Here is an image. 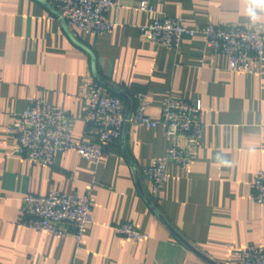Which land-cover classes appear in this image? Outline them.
Instances as JSON below:
<instances>
[{
	"label": "crops",
	"instance_id": "crops-1",
	"mask_svg": "<svg viewBox=\"0 0 264 264\" xmlns=\"http://www.w3.org/2000/svg\"><path fill=\"white\" fill-rule=\"evenodd\" d=\"M118 1L106 15L114 29L94 35L65 26L46 0H0V264H235L241 249L264 243V205L250 190L264 170V61L257 74L234 72L201 35L165 48L140 32L164 18L188 28H251L264 24V13L250 19L249 0H145L151 11L137 8L144 0ZM92 80L110 86L102 83L126 106L130 101L131 110L133 94L146 93L152 119L167 92L200 102L201 144L186 168L167 165L168 180L155 194L141 170L170 146L162 127L127 124L97 165L74 150L44 167L16 154L8 129L31 98L62 108L74 140L87 137L81 88ZM91 184L93 223L80 244L26 225V194L83 196ZM122 222L149 234V241L118 236L113 226Z\"/></svg>",
	"mask_w": 264,
	"mask_h": 264
},
{
	"label": "built area",
	"instance_id": "built-area-1",
	"mask_svg": "<svg viewBox=\"0 0 264 264\" xmlns=\"http://www.w3.org/2000/svg\"><path fill=\"white\" fill-rule=\"evenodd\" d=\"M46 1L65 26L94 35L109 33L116 26L106 15L110 9L120 6L118 0ZM137 8L152 10L145 0L139 2ZM140 32L152 44L165 48H178L183 39L201 35L205 48L224 55L228 68L234 72L257 74L264 61V24L251 28L231 24H204L188 28L177 18H164L140 26ZM81 91L87 137L74 140L73 124L62 108L43 99L31 98L25 110L13 114L15 122L8 129L17 139L16 154L44 167L53 166L61 152L74 150L85 161L97 165L103 150L121 138L127 123L147 129L162 127L171 141L164 156L141 170L152 193L165 186L169 163L181 168L191 163L202 141L203 109L200 102L185 101L167 92L161 100L159 118L152 119L147 114L150 106L148 95L136 92L132 96L134 107L126 118L125 99L113 94L99 81L84 83ZM92 188V184L86 186L83 196L56 190L44 196L26 194L21 200L23 215L28 219L26 225L36 232L57 237L70 236L80 244L86 228L93 223ZM250 190L254 202L263 206L264 170L256 172ZM113 230L118 236L136 243L150 239L149 234L141 232L130 222L119 223L113 226ZM235 264H264V243L241 249Z\"/></svg>",
	"mask_w": 264,
	"mask_h": 264
},
{
	"label": "clouds",
	"instance_id": "clouds-1",
	"mask_svg": "<svg viewBox=\"0 0 264 264\" xmlns=\"http://www.w3.org/2000/svg\"><path fill=\"white\" fill-rule=\"evenodd\" d=\"M246 11L249 18L255 21L261 13H264V0H249V6Z\"/></svg>",
	"mask_w": 264,
	"mask_h": 264
},
{
	"label": "water",
	"instance_id": "water-1",
	"mask_svg": "<svg viewBox=\"0 0 264 264\" xmlns=\"http://www.w3.org/2000/svg\"><path fill=\"white\" fill-rule=\"evenodd\" d=\"M102 82V81H101ZM103 84H105L104 82H102ZM107 87L110 88V86H108L107 84H105ZM118 93V92H117ZM122 95V94H120ZM131 112V103L130 101H128V106H127V111H126V118L129 117V114ZM127 123L125 124L126 127ZM175 235L177 236V238L183 242V244H185V246H187L190 250H192L194 253H196L197 255H199L200 257L208 260L205 256H203L202 254H200L199 252H197L184 238H182V236H180L178 233L175 232ZM209 261V260H208Z\"/></svg>",
	"mask_w": 264,
	"mask_h": 264
}]
</instances>
